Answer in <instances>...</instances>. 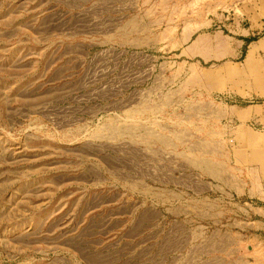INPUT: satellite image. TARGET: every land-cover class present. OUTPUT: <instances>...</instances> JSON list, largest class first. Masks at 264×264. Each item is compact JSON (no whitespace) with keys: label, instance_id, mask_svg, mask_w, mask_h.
<instances>
[{"label":"rangeland","instance_id":"1","mask_svg":"<svg viewBox=\"0 0 264 264\" xmlns=\"http://www.w3.org/2000/svg\"><path fill=\"white\" fill-rule=\"evenodd\" d=\"M0 264H264V0H0Z\"/></svg>","mask_w":264,"mask_h":264},{"label":"crops","instance_id":"2","mask_svg":"<svg viewBox=\"0 0 264 264\" xmlns=\"http://www.w3.org/2000/svg\"><path fill=\"white\" fill-rule=\"evenodd\" d=\"M222 48V41L218 39H213V37H210V39L206 37L198 38L193 44V49H195L196 53H198V55H200L205 61H209L210 59H220L222 58V55H225L227 57H233L236 56L238 52H241L236 47H234V49L229 50H222Z\"/></svg>","mask_w":264,"mask_h":264},{"label":"bare ground","instance_id":"3","mask_svg":"<svg viewBox=\"0 0 264 264\" xmlns=\"http://www.w3.org/2000/svg\"><path fill=\"white\" fill-rule=\"evenodd\" d=\"M252 54H253V51L250 53V55H249V56L251 57V56H252Z\"/></svg>","mask_w":264,"mask_h":264}]
</instances>
